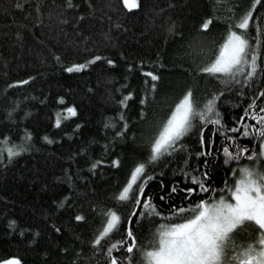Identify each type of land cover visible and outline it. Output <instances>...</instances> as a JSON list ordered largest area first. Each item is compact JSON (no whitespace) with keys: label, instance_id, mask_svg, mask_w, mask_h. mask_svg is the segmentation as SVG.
Returning a JSON list of instances; mask_svg holds the SVG:
<instances>
[{"label":"trees","instance_id":"obj_1","mask_svg":"<svg viewBox=\"0 0 264 264\" xmlns=\"http://www.w3.org/2000/svg\"><path fill=\"white\" fill-rule=\"evenodd\" d=\"M67 3L0 0V137L7 134L19 143L26 131L32 133L24 143L27 151L10 162L5 153L0 162V262L17 257L21 264H105L102 253L90 244L104 222L99 209H118L122 220L114 239H119L132 214L133 201H117L116 194L135 164L147 159L150 140L184 92L191 87L195 98L203 101L220 90L215 78L198 72V65L206 63L225 38L228 25L224 17L230 15L225 5L233 4L242 12L251 0H138V8L130 10L122 0H72L78 8L67 7ZM256 15L264 16L260 5ZM209 16L213 17L209 28L201 29ZM92 56L101 59L87 68L67 71L71 64ZM108 59L115 63L108 64ZM142 68L158 76L146 105L140 100L152 79ZM29 76L32 79L26 84L8 87ZM257 79H264V73L258 71ZM256 87L253 84L244 96L234 91L218 101L228 128L235 122L233 118L244 115ZM129 91L133 96L121 105ZM59 97H64L63 102ZM69 105L75 106L76 115L67 119L61 115V125L56 127L57 113ZM121 112L128 128L123 136H116L123 125ZM213 127L205 128L206 140L213 137ZM45 135L51 142L43 139ZM213 138V151L220 149L215 158L194 156L201 150L198 125L183 142L193 153V168L197 163L203 168L204 159L209 161L207 182L219 189L226 178L229 184L234 182L231 173L237 164L255 161L242 157L225 164L224 137L216 132ZM239 142L255 141L240 137ZM116 158L120 163L113 165ZM183 159L169 157L147 169L156 174L147 182L145 194H151L165 211L172 203H195L203 197L194 193L183 200L187 195L183 188L194 186L180 171ZM97 161L104 163L92 169L90 165ZM174 183L179 185L175 193L171 192ZM140 211H145L142 204L130 224L138 244L144 245L161 219L140 216ZM77 212L86 219L76 221ZM13 220L16 223L10 226ZM54 225L61 231L56 232ZM136 259H141L138 252Z\"/></svg>","mask_w":264,"mask_h":264},{"label":"snow or ice","instance_id":"obj_2","mask_svg":"<svg viewBox=\"0 0 264 264\" xmlns=\"http://www.w3.org/2000/svg\"><path fill=\"white\" fill-rule=\"evenodd\" d=\"M122 4L129 10L139 6L138 0H122ZM257 5L264 8V0H251L250 6L242 12L233 4L225 5L230 13L224 17L228 25L225 38L208 56L207 62L197 68L200 74L215 78L220 84V90L213 91L203 101L195 98L191 87L184 92L150 140L147 159L135 164L127 182L115 196L117 201H133V215L137 214L142 204L145 211H140V216L160 217L161 222L152 232L151 239L144 245L138 244L130 223L124 234L119 239H114L121 227L122 216L114 207L102 206L99 209L104 222L90 244L95 252L102 253L105 264H264V167L261 166L264 163V79H257L258 71L264 73V16H254ZM66 6L79 7L74 5L72 0H68ZM16 7L22 5L17 4ZM212 21L211 16L205 18L200 28L208 29ZM56 58L59 60V55ZM99 59L101 57L92 56L83 63H73L67 71L87 68L90 63ZM107 62L115 63L112 59ZM128 67L131 69L132 65L129 64ZM141 71L152 79L150 88L140 100L141 105H146L149 92L156 88L155 81L158 76L143 68ZM31 79L29 76L26 80H14L8 87L26 84ZM253 84L257 87L253 89V95L244 108V115L238 119L233 118L235 122L228 128L218 101L225 94L234 91H239L240 95L244 96ZM132 96L131 91L127 92L120 104L126 105L128 98ZM58 99L63 102L64 97ZM76 111L73 105L62 109L57 113L55 126L61 125V115L67 119L75 116ZM143 115L142 107L141 116ZM120 120L123 125L116 136H123L124 130L128 128V121L123 112L120 113ZM209 124L214 126L213 137L216 132H220L224 137L222 151L225 164L230 161L239 162L242 157L255 161L237 164L231 173L234 182L229 184L226 178L223 187L219 189L207 182L209 161L204 159L203 168L199 163L193 168L190 164L193 153L188 151V145L183 142L186 134L198 125L201 150L196 151L194 156L215 158L220 149L217 148L214 152V138L209 137L206 140L204 135V130ZM112 126L115 127V124ZM75 127L80 128V124ZM229 132L233 134L229 135ZM31 136L32 133L26 131L19 143L12 142L7 134L0 137V162L4 161L5 153L10 162L15 156L27 151L24 143L30 140ZM240 137H251L255 142L242 144L239 142ZM43 139L51 142L47 135ZM228 141L232 142L231 145ZM177 155L184 158V167L180 171L186 179L190 178L194 185L183 188V192L187 194L183 200L187 201L194 193L197 196L202 193L203 197L196 199L195 203H172L165 211L154 203L151 194H145L147 182L156 174L149 173L147 169ZM97 163L104 161L93 162L90 167L95 169ZM111 163L118 165L120 161L116 158ZM167 166L165 164V167ZM197 172L200 174L197 175ZM178 189L179 185L174 183L171 192L175 193ZM217 192L221 194L217 195ZM161 199L165 197L162 195ZM59 206L64 207L63 201ZM96 207L93 205L94 209ZM173 218H177L178 222H166ZM85 219L81 212L76 213V221ZM126 219L130 222L132 216ZM15 223L14 220L10 221V226ZM54 227L56 232L61 231L59 227ZM137 252L141 258L139 261L136 259ZM0 264L21 262L19 258L11 257Z\"/></svg>","mask_w":264,"mask_h":264},{"label":"water","instance_id":"obj_3","mask_svg":"<svg viewBox=\"0 0 264 264\" xmlns=\"http://www.w3.org/2000/svg\"><path fill=\"white\" fill-rule=\"evenodd\" d=\"M147 185H148V183L146 184V187H147ZM145 187V188H146ZM131 216L133 217V213L131 214ZM131 222V221H130ZM129 221H128V224H127V227L129 226V223H130Z\"/></svg>","mask_w":264,"mask_h":264}]
</instances>
